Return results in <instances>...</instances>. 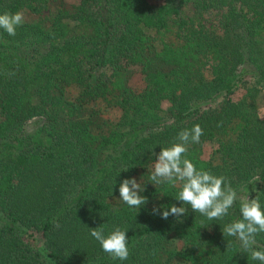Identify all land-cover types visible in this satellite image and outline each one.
<instances>
[{
  "label": "trees",
  "instance_id": "1",
  "mask_svg": "<svg viewBox=\"0 0 264 264\" xmlns=\"http://www.w3.org/2000/svg\"><path fill=\"white\" fill-rule=\"evenodd\" d=\"M16 11V35L0 28V264H260L222 229L241 200L264 208V0H0ZM197 124L187 158L238 199L222 220L162 219L180 188L149 181L153 153ZM125 178L145 184L139 211ZM95 227L127 230L128 259Z\"/></svg>",
  "mask_w": 264,
  "mask_h": 264
},
{
  "label": "clouds",
  "instance_id": "2",
  "mask_svg": "<svg viewBox=\"0 0 264 264\" xmlns=\"http://www.w3.org/2000/svg\"><path fill=\"white\" fill-rule=\"evenodd\" d=\"M25 23L22 11L5 12L0 14V28L10 36H15L17 28ZM203 129L199 124L190 130L178 133L176 140L168 147H161L154 160L149 181L155 186L167 184L171 187L179 186L176 199L181 202L164 208L153 206L152 213L162 219L175 216L178 220L187 215L188 207L194 213H200L209 221L222 220L228 216L229 210L238 199L237 190L231 186L228 177L217 176L208 170L197 166L187 158L189 147L200 142ZM127 171L128 169H122ZM145 191V184L135 178H125L119 185V199L132 208L139 209L148 203V198L141 193ZM241 218L227 223L222 233L224 237H234L240 242L242 252L248 253L252 260L264 264V250H257L255 236L264 232V208L257 198L241 200ZM127 230L115 227L105 235L103 228H91V236L95 238L102 250L113 259L127 260L129 256Z\"/></svg>",
  "mask_w": 264,
  "mask_h": 264
},
{
  "label": "rangeland",
  "instance_id": "3",
  "mask_svg": "<svg viewBox=\"0 0 264 264\" xmlns=\"http://www.w3.org/2000/svg\"><path fill=\"white\" fill-rule=\"evenodd\" d=\"M67 1H75V0H67ZM218 13H213V14H208L205 16V19H207V25H210L211 23L212 24H216L217 22V18H218ZM132 85L133 87L137 88L140 86V78L139 76H135V79L132 81ZM242 93V90H238L236 91L235 94H233V98L236 99L238 98V96ZM220 100V98H217L216 100H214L212 102V106L213 107H216V104L218 103V101ZM258 112H259V115L261 117H264V93H261L259 94V97H258ZM118 114V112H116L115 110H112L110 112V116H116ZM34 127L33 123H29L28 126H27V129L30 131L32 130V128ZM213 145L211 143H207L206 146H205V151L206 153H209L210 150L212 149Z\"/></svg>",
  "mask_w": 264,
  "mask_h": 264
}]
</instances>
